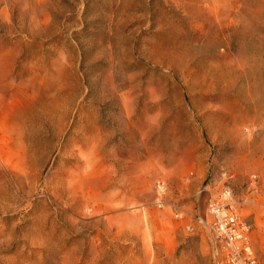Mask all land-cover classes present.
I'll return each instance as SVG.
<instances>
[{
    "label": "rangeland",
    "instance_id": "rangeland-1",
    "mask_svg": "<svg viewBox=\"0 0 264 264\" xmlns=\"http://www.w3.org/2000/svg\"><path fill=\"white\" fill-rule=\"evenodd\" d=\"M226 187L264 264V0H0V264H216Z\"/></svg>",
    "mask_w": 264,
    "mask_h": 264
},
{
    "label": "built area",
    "instance_id": "built-area-1",
    "mask_svg": "<svg viewBox=\"0 0 264 264\" xmlns=\"http://www.w3.org/2000/svg\"><path fill=\"white\" fill-rule=\"evenodd\" d=\"M156 192L157 204L164 205L163 197L167 193L164 181L157 182ZM207 214L210 219L196 216V223L200 227L208 226L218 241L216 264H260L254 243L253 226L239 214L229 187L210 198ZM185 227L189 231L194 230L190 223Z\"/></svg>",
    "mask_w": 264,
    "mask_h": 264
}]
</instances>
